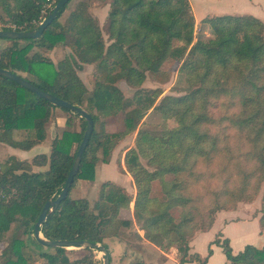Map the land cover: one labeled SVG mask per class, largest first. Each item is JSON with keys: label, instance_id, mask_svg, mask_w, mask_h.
Masks as SVG:
<instances>
[{"label": "trees", "instance_id": "obj_1", "mask_svg": "<svg viewBox=\"0 0 264 264\" xmlns=\"http://www.w3.org/2000/svg\"><path fill=\"white\" fill-rule=\"evenodd\" d=\"M56 1L0 0V19L26 29L34 28L37 26L34 22ZM67 3L39 37L27 38L21 46L0 48V67L19 73L92 115L93 130L71 187L79 177L92 178L98 161L110 160L112 150L136 129L149 108L165 110L163 103L168 100L181 121L163 136L141 128L135 144L125 149L123 162L136 186L134 198L124 187L110 180L101 182L93 202L86 197L72 198L68 193L47 212L40 225L42 234L47 238L87 239L106 246L105 237L122 238L136 222L143 229L144 237L161 250L168 251L175 245L179 264L188 261L206 264L213 243L222 247L227 258L224 264H264V245L247 243L234 253L228 237L221 238V233L209 241L205 256L190 251V239L194 233L208 229L217 210L225 208V204L214 208L209 206V210L202 211L196 208L195 212L199 214L206 211L204 216L209 220L195 221L189 183V179L201 177L197 169L202 159L213 162L222 152L225 156L221 161L233 157L232 147L225 142L226 138L223 142L219 136L202 133L197 125L200 113L194 110V101L211 92H224L227 102L237 103L238 109L227 115V119L232 128L248 139L250 147L246 151L249 154H245L254 162L242 183L246 186L257 181V188L264 178L263 21L249 13L206 16L204 20L212 27L214 36L197 39L191 46V57L182 62L181 69H184L191 88L180 96H165L156 104L162 92L159 88H137L131 96H126L120 81H129L133 72L157 73L169 56L182 57L187 44L192 41L190 1L110 0L106 38L97 18L87 10L84 2L61 20ZM185 26L190 28L186 32ZM175 40H183L184 43L176 44ZM57 43H62L71 52L53 62L46 52ZM34 46L39 50H33ZM30 50H33L31 54ZM196 54L201 58H193ZM80 63L93 65L91 88L77 73ZM235 81L241 83L240 88L234 84ZM54 107L57 106L0 75V142L23 150L42 142L47 134L45 125L53 116ZM63 109L79 116L68 108ZM121 115L124 128L108 131L106 124L113 123ZM101 116L103 121L97 128ZM80 118V130L64 129L60 137L51 141L49 154L41 152L31 160L9 154L1 162L0 264L34 263L24 251V238L13 233L3 246L2 237L14 221L23 226L25 236L33 233L34 222L44 202L62 189L86 126V120ZM70 123L69 115L65 118V125ZM21 132L26 135L18 138L16 135ZM73 143L76 146L72 151ZM140 156L146 157L147 165L153 169L145 167ZM33 164L48 166L43 170H31ZM163 174H170L171 178L161 180ZM244 186L240 187L244 189ZM253 194L250 192L237 197L250 199ZM132 199L135 220L131 216L120 217V209L129 207ZM262 209L258 222L264 230V193ZM86 249L91 252L92 248ZM39 255L41 264H97L91 253L72 257L63 246L42 251ZM109 258L111 264L110 253Z\"/></svg>", "mask_w": 264, "mask_h": 264}, {"label": "rangeland", "instance_id": "obj_2", "mask_svg": "<svg viewBox=\"0 0 264 264\" xmlns=\"http://www.w3.org/2000/svg\"><path fill=\"white\" fill-rule=\"evenodd\" d=\"M79 1L80 0H69L60 16V19L63 20L65 15L70 10L76 8ZM93 1L94 0H90V2ZM98 1L100 3L108 1L110 3V0H98ZM233 1L235 0H229V2H233ZM194 3H196V1H194ZM201 5L211 6L213 5V3L211 1H205L204 4L199 3V6ZM49 9L50 7L46 12H48ZM229 12L232 13L231 11ZM206 14L207 15L202 16L201 18H198V20H196L193 12V25L191 27L192 41L191 43L187 44V48L180 59L169 56L162 63L161 71L157 73L150 71H146L145 73L133 72L134 74L132 73L133 76L132 74L130 75L129 81L126 80L120 81L121 82L120 84L122 85L121 88L124 94L126 96H131L137 88H146V89L159 88L160 90H162V92L158 97L156 104H158L160 100L165 96L168 95L180 96L186 94L191 88V86L189 82L186 80L184 69H181L183 64L182 62L184 61V59L186 60L191 57L190 49L192 44L197 39H207V38H212L214 36L212 27L207 21L204 20L205 17L220 13L215 12L213 10H207ZM100 24L103 35L106 38L107 37L106 16L101 18ZM36 25L37 23H35L34 26ZM188 29H190L188 26L184 27L185 32ZM262 35L264 37V25L262 29ZM26 42H27L26 39H12V38L0 37V48L6 45L21 46ZM182 42L184 43L183 40L174 41V43L176 44H181ZM61 48L66 49V47L62 43H57L55 51H51V56H53V59L51 56L48 55V53L46 55L53 62H57ZM33 50H39V49L34 46ZM33 50H30L29 53L31 54ZM41 50L44 51L45 49H41ZM67 51L68 53L71 52L70 50ZM65 54L66 53H64L63 55ZM196 56L199 57V55L196 54L193 58H195ZM200 70L201 68L198 69V72H200ZM79 74L83 79V81L85 82V84L87 85V87L91 88L94 82L93 65L86 64L83 65V67L81 65V68L79 69ZM234 84L238 88H240L241 86V83L238 81H235ZM164 106H165V110H160L156 107H151L148 110H146L142 119L139 121L136 129L130 132L129 134H127L123 139H121L120 142L112 150L111 158H110L112 159V161H110L103 167L101 166L102 161H98L94 167L93 177L92 178L79 177L70 188L69 196L72 198L87 197L93 202L97 197L99 184L103 180H107V179L113 180L120 184L124 183L129 186L127 182L121 179L122 178L121 175L124 176V174H122L120 169L117 168V164H119V161L120 163H122L124 150L129 146L135 144V139L138 130L144 128L155 135L163 136L168 130L180 124L181 120L179 118V115L177 114L176 111H174V109L171 108V104L168 102V100L164 101L163 107ZM237 109L238 108L236 101H233L232 104L230 102H227V94L224 92L206 93L199 96L194 101V110L200 113V116L198 118L199 121L197 122L199 129H201L200 132L212 136H219L223 139L222 140L223 142L225 141L226 138L225 142H227L228 145H231L233 151V157H231L230 160L221 161L222 156H225L224 152H222V154L213 162H210L208 160L202 161L203 160L202 159L197 169V171L201 172L200 173L201 177L199 178L197 176L196 177L197 179L195 178L193 180L189 179L190 196H191L190 204L192 206V211L195 213L194 215L195 221L209 220L208 217L204 216L205 214H207L206 211H204L203 214L201 213L199 214L197 211L195 212L196 208H199V210L202 211L203 209L209 210V206L215 207L219 205L222 206L224 204H225V208L218 209L217 212L220 210H233L232 213L234 214L236 213L240 218H251L255 216L259 218L263 213L262 196L264 193V178L260 181V184L257 188L255 187L257 181H253L246 186H244V183H242L243 181L246 180L247 170H251L254 167V162L249 159L251 157L246 155L249 154L248 153L249 151L246 150L250 147L248 139L245 137L243 133L239 132L235 128H232L231 122L227 119V115L233 113L234 110ZM57 115L62 117L61 126L56 125ZM69 115L71 116V123L70 125H65V118ZM80 117L81 116L75 115L74 113L64 110L62 107H58V106L54 107L53 116L49 119V121L45 125L46 131L48 129L46 138L42 142L32 146L28 150L12 148L14 149L12 150V152L13 153L15 152L18 158H26L28 160L33 159L34 156H38L37 154L41 152H46L49 154L51 141L55 137H60L64 129H71L78 131L80 130L81 128ZM122 117L123 115H121L118 120H114L113 123H107L106 129L108 131H116L123 129L124 124ZM102 118L103 117L101 116L100 120H98L96 124L97 128H100L101 121H103ZM25 135L26 134L21 132V133H17L16 136L18 138H23V136ZM1 146H0V164L3 160H5L8 157V155L10 154L9 151H11L9 148L6 147L2 148ZM75 146H76L75 143H73L71 147L72 151L75 149ZM245 152L247 153L245 154ZM99 155H101L100 151H99ZM140 161L143 163L145 167L147 166L149 169H153V167L147 165L146 157L140 156ZM47 166H48L47 164L45 165L33 164L30 166V169L43 170L47 168ZM160 178L161 180L170 179L171 175L163 174L161 175ZM239 185L244 186L245 188L243 189ZM155 186L158 187L157 184H155ZM250 192L254 193L253 194L254 196L250 199H245V198L242 199L240 197H237V195H247ZM177 211H179V209H177ZM131 218L135 220L133 216ZM257 218H255V220L253 221L250 220L246 224V228L250 230L247 232V234L251 231H254L255 228L259 229V223ZM135 225L139 227V225L136 222ZM22 229L23 226L19 225V221L12 222L10 224L9 230L2 237V245L6 246L9 239L11 238L10 236H12L13 233L16 234L17 236H21L22 238L25 239L26 242V245L24 246L25 249L24 251H26V253L29 254L31 260L33 259L32 260L34 261L33 264H41L42 258L40 257L39 253L42 251H52L53 247H46L41 245L39 242H37L34 239L32 233L25 236V234L22 233ZM128 230L130 233L133 232L132 231L133 229H128ZM245 236L247 237L249 235H245ZM125 237L127 238V235H125ZM250 239H252L253 241L254 237ZM200 242L196 244L195 247L198 248L202 247L203 243L202 241ZM262 244H264V242ZM106 246L108 248L107 244ZM172 247H176V246L173 245ZM86 248H91V247H82V246L67 247L68 253L72 257H78L84 254L91 253L93 259H95L97 264H102L103 253L96 248L90 249L91 252H89L88 249ZM138 256L145 261L146 259L154 263H156L157 261L156 260L157 254L151 248L146 249V246L143 247V250L141 251V253H139ZM135 262L139 264L142 261H135ZM114 264L116 263L114 262Z\"/></svg>", "mask_w": 264, "mask_h": 264}, {"label": "crops", "instance_id": "obj_3", "mask_svg": "<svg viewBox=\"0 0 264 264\" xmlns=\"http://www.w3.org/2000/svg\"><path fill=\"white\" fill-rule=\"evenodd\" d=\"M194 1H196V3H194ZM205 1H211L213 5L199 6V3L204 4ZM235 1L229 2V0H190V3H191L196 20H198V18H201L202 16L207 15L206 14L207 10H213L220 14L228 13L229 11H231L232 13H236V14L249 13L264 21V0H235ZM80 2L86 3L87 10L97 18L98 23L101 27L100 20L101 18L107 15L108 9H109V2L106 1V2L100 3L98 0H94L93 2H90V0H80L78 4ZM195 10H196V13H195ZM55 49H56V46H54L51 50H48L46 54L48 53V55L51 56V51H55ZM67 50H70V49L68 47H66V49L61 48L58 58L62 57L64 53H68ZM51 57L53 59V56ZM80 64L82 65V67L83 65H86V64L91 65L88 63H80ZM80 68H77V73L79 76H80L79 74ZM61 118L62 117L58 115L56 116L57 126H61ZM47 132H48V129H47ZM0 146L2 148L4 147L9 148L11 150L9 151L10 154L17 155L15 152L14 153L12 152V150H14L12 148H15V147L10 146L9 144L5 142H0ZM15 149H19V148H15ZM110 161H112V159H110L108 162L102 161L101 166L102 167L105 166ZM119 164H117V168H119L122 174H124V176L121 175L122 177L121 179L127 182L129 186L124 183L120 184L110 179H107V180H110L124 187L127 190V192L132 195V198H134L135 193H136V186L134 184L133 178L131 174L129 173V171L126 169L124 162L122 161V163H119ZM103 181H106V180H103ZM89 201L92 202V200L90 199ZM232 212L233 210L218 211L215 215L213 223L208 229H205L202 231H196L194 235L192 236V238L190 239V251L191 252L196 251L201 256H205L207 254V248H208L209 241L212 240L216 236L217 233L222 234L220 236L221 238L228 237L230 245L232 247V251L234 253L243 249V247L247 243H252L257 246L264 245L262 244L264 242V230H261L260 226H259V229L255 228L254 231H251L247 234V232L250 230L246 228V224L250 220L252 221L255 220L257 216L251 217V218H240L238 217L236 213L234 214ZM119 215L120 217H129V216L132 217L133 216V199L130 201L129 207L120 209ZM130 229H133L132 230L133 232L130 233L129 230L127 229L126 231L127 238L125 236L122 238H118L115 236H108L104 238L105 243L108 245V251H110L112 264H114V262L116 264H129L135 261H143L144 264H179L176 247H171L168 251H163L158 246L151 243L144 237L143 229L135 225V222H134L133 227H131ZM245 235H249V236L246 237ZM252 237H254L253 241L252 239H250ZM200 241H202L203 246L200 248L195 247V245L198 244ZM145 246H146V249L151 248L157 254L156 263L150 260H147V259L145 261L138 256L139 253H141V251L143 250V247ZM211 248H212V253L208 256L206 260V264H224L227 261V258L223 252L222 247L219 244L213 243L211 245ZM0 250H1V247H0ZM184 264H199V263L196 261H188V262H185Z\"/></svg>", "mask_w": 264, "mask_h": 264}, {"label": "water", "instance_id": "obj_4", "mask_svg": "<svg viewBox=\"0 0 264 264\" xmlns=\"http://www.w3.org/2000/svg\"><path fill=\"white\" fill-rule=\"evenodd\" d=\"M69 0H57L49 9L46 16L42 19L39 24L34 28L29 29H0V37L12 38V39H27V38H37L39 37L45 27L51 23L53 19L56 18L58 10L64 6ZM0 75L5 76L11 80H14L19 85L24 88L34 92L36 95L42 97L43 99L51 102L52 104L68 108L72 111L79 113V116L83 117L86 120V126L83 131L82 138L78 144V147L75 152V156L71 165V168L66 176L65 183L60 190V192L55 196H50L44 202L42 209L38 215L37 220L33 225V236L37 242L46 247H69V246H82V247H91L100 250L103 255L102 264H110L109 251L106 246L99 242H91L87 239H58V238H47L45 237L41 230L40 225L45 221L47 212L52 209L56 204H59L65 197H67L72 181L75 174L79 169L81 162L82 154L87 145L91 132L93 130V118L92 115L87 112L83 107L76 105L52 92L46 91L41 87L37 86L33 82L26 79L24 76L20 75L17 72H14L8 68L0 67Z\"/></svg>", "mask_w": 264, "mask_h": 264}, {"label": "built area", "instance_id": "obj_5", "mask_svg": "<svg viewBox=\"0 0 264 264\" xmlns=\"http://www.w3.org/2000/svg\"><path fill=\"white\" fill-rule=\"evenodd\" d=\"M49 7H51L49 5ZM47 12L43 11V13L41 14L39 20L35 21L34 23H37V25L39 24V22L42 21V19L46 16ZM18 27V28H16ZM26 29V28H23L22 25H16L15 23L13 22H5L3 20L0 19V29Z\"/></svg>", "mask_w": 264, "mask_h": 264}]
</instances>
